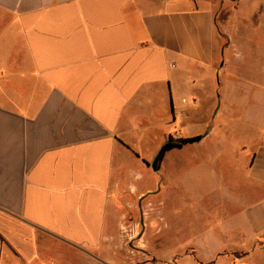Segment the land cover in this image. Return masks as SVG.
Segmentation results:
<instances>
[{
	"label": "crops",
	"instance_id": "1",
	"mask_svg": "<svg viewBox=\"0 0 264 264\" xmlns=\"http://www.w3.org/2000/svg\"><path fill=\"white\" fill-rule=\"evenodd\" d=\"M239 44L255 47L240 75ZM232 109L250 200L229 226L240 246L216 253L254 264L264 0H0V264H118V200L141 191L168 139L197 138L165 164L190 145L199 159Z\"/></svg>",
	"mask_w": 264,
	"mask_h": 264
},
{
	"label": "rangeland",
	"instance_id": "2",
	"mask_svg": "<svg viewBox=\"0 0 264 264\" xmlns=\"http://www.w3.org/2000/svg\"><path fill=\"white\" fill-rule=\"evenodd\" d=\"M254 49L239 44L230 50L239 75L254 56ZM233 114L234 109L228 113L233 119L222 121L214 130L212 146L201 151L199 159L195 145L173 155L166 164L163 158L155 170L152 159L148 163L150 176L140 181L141 191L118 200L121 237L119 250L112 254L118 264H206L208 260L237 264L244 258V252L216 253L222 247L240 246L228 233L229 226L250 200L240 184L241 160L247 158L240 151L243 143L236 140L242 135L244 121ZM192 126L196 130L197 125ZM211 127L214 124L207 128ZM257 248L259 258L249 263L264 264L260 258L264 243Z\"/></svg>",
	"mask_w": 264,
	"mask_h": 264
},
{
	"label": "trees",
	"instance_id": "3",
	"mask_svg": "<svg viewBox=\"0 0 264 264\" xmlns=\"http://www.w3.org/2000/svg\"><path fill=\"white\" fill-rule=\"evenodd\" d=\"M197 138H193V139H183L180 140L178 142H173L172 139L170 138L162 147L157 159L155 160V166L158 167V163L163 160L165 154L173 149H181L184 145H186L187 143L190 142H194L196 141Z\"/></svg>",
	"mask_w": 264,
	"mask_h": 264
},
{
	"label": "water",
	"instance_id": "4",
	"mask_svg": "<svg viewBox=\"0 0 264 264\" xmlns=\"http://www.w3.org/2000/svg\"><path fill=\"white\" fill-rule=\"evenodd\" d=\"M152 167L154 170L156 169L155 162L152 163Z\"/></svg>",
	"mask_w": 264,
	"mask_h": 264
}]
</instances>
